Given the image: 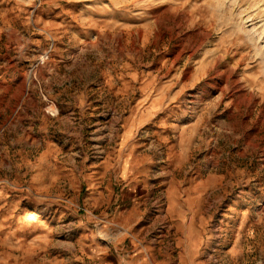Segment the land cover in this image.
<instances>
[{
    "label": "rangeland",
    "instance_id": "1",
    "mask_svg": "<svg viewBox=\"0 0 264 264\" xmlns=\"http://www.w3.org/2000/svg\"><path fill=\"white\" fill-rule=\"evenodd\" d=\"M0 264H264V0H0Z\"/></svg>",
    "mask_w": 264,
    "mask_h": 264
},
{
    "label": "bare ground",
    "instance_id": "2",
    "mask_svg": "<svg viewBox=\"0 0 264 264\" xmlns=\"http://www.w3.org/2000/svg\"><path fill=\"white\" fill-rule=\"evenodd\" d=\"M252 20H254V19L252 18Z\"/></svg>",
    "mask_w": 264,
    "mask_h": 264
}]
</instances>
